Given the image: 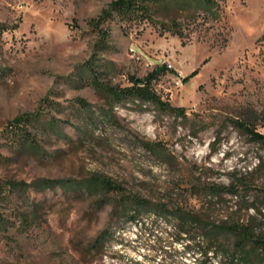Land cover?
I'll use <instances>...</instances> for the list:
<instances>
[{
  "label": "rangeland",
  "instance_id": "374dc122",
  "mask_svg": "<svg viewBox=\"0 0 264 264\" xmlns=\"http://www.w3.org/2000/svg\"><path fill=\"white\" fill-rule=\"evenodd\" d=\"M114 1L0 0V183H23L0 201V215L9 222L0 227V264L201 259L185 252L174 229L154 218L138 226L115 220L114 237L102 252L92 251L90 242L107 225L111 204L100 207L79 189L35 187L41 179L83 180L98 173L127 192L204 218L221 220L236 208L247 217L253 206L264 213V142L240 127L264 135V0H215L221 7L216 21L182 14L178 19L189 26L184 39L161 35L142 15L122 17L113 12ZM107 63L109 71L99 66ZM164 69L153 87L184 108L186 119L140 101L101 110L107 105L94 76L124 88L132 77L145 80ZM25 115L40 116L29 126L40 152L26 149L9 130ZM147 141L160 142L170 159L159 161ZM207 183L235 184L238 195L225 190L209 213ZM23 215L33 216L30 224L22 225Z\"/></svg>",
  "mask_w": 264,
  "mask_h": 264
},
{
  "label": "trees",
  "instance_id": "16d2710c",
  "mask_svg": "<svg viewBox=\"0 0 264 264\" xmlns=\"http://www.w3.org/2000/svg\"><path fill=\"white\" fill-rule=\"evenodd\" d=\"M111 7L113 12L122 17L134 18L142 15L144 20L156 25L161 35L170 33L181 39L188 35L185 29L189 26L183 24L178 16L186 13L204 22L216 21L221 17L220 3L215 0H115ZM107 15H111V12H107ZM158 16H163L165 19H159ZM99 66L107 71L111 69L109 63ZM164 71L165 69L154 70L145 80L132 77L131 85L124 88L94 76L92 84L107 105V108L101 110L112 112L117 105L126 106L129 102L140 101L141 104H152L159 113L172 114L177 119H186L184 108L172 106L153 87V81ZM79 103L91 109V105L86 101L79 100ZM39 120L38 115L19 116L9 125L14 137L23 138L22 145L26 149H34L38 152L41 151L40 147L31 135L29 126H33ZM240 127L245 129L253 140L264 142V135L246 125L240 124ZM145 146L161 162H167L171 157L169 150L160 142L147 141ZM34 186L44 189L61 188L64 192L79 189L94 197L100 203V207L111 204L107 225L90 242L89 247L92 251L102 252L114 237L115 220L124 218L138 226L145 224L146 219L154 218L174 229L175 241L185 252L201 257L198 264H264V213L260 207L253 206L254 213L247 217L242 215V208H236L221 220L211 216L204 218L194 210L127 192L112 178L98 173H93L83 180L41 179L35 182ZM29 187L31 185H27L26 189ZM22 188L23 183L8 182L7 185L0 183V201L7 202L12 192ZM235 188H238L235 184L227 188L215 183H207L204 190L210 202L206 210L212 212L225 190L229 189L237 196L238 190ZM32 217L23 215L20 219L22 225L30 224ZM7 223L8 220L0 215V227H5Z\"/></svg>",
  "mask_w": 264,
  "mask_h": 264
},
{
  "label": "built area",
  "instance_id": "2783aa9c",
  "mask_svg": "<svg viewBox=\"0 0 264 264\" xmlns=\"http://www.w3.org/2000/svg\"><path fill=\"white\" fill-rule=\"evenodd\" d=\"M177 85H178V86H182V85H183V81H182V80H178V81H177ZM126 107H127V106H126ZM126 107L123 108V110H126Z\"/></svg>",
  "mask_w": 264,
  "mask_h": 264
}]
</instances>
